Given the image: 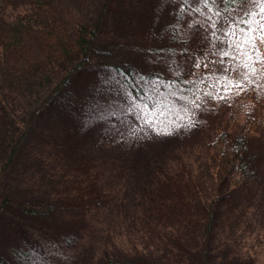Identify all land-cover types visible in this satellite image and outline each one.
<instances>
[{
  "label": "rangeland",
  "instance_id": "obj_1",
  "mask_svg": "<svg viewBox=\"0 0 264 264\" xmlns=\"http://www.w3.org/2000/svg\"><path fill=\"white\" fill-rule=\"evenodd\" d=\"M157 4L158 0H53L41 10L42 15L57 19L71 33L74 23L93 27L101 17L94 63H129L166 75L176 73L189 79L193 88L185 93L164 92L159 103L151 104L147 99L138 102L130 95L131 102L147 105L142 109L144 114L163 121L155 126L170 129L169 134L157 135L137 119V112H124L127 101L108 71L84 69L59 95L52 109L35 122L12 176L3 185V193L14 201L48 205L52 211L45 219L15 207L0 211V246L4 251L20 242L34 250L36 260L19 259L17 264H41L38 255L46 264H95L104 249L124 257L139 256L145 254L142 248L153 243L151 236L155 237L161 227L180 233L177 238L181 239V246L171 242L179 262L172 263L199 264L194 250V242L201 234L199 224L193 231L192 223L184 227L191 217L182 207V194L173 193L170 187L162 189L160 185L166 182L161 174L182 166L188 188L193 189L195 184L201 203L208 204L215 167L211 148L219 132L237 135L248 116L257 118L264 108V60H253L257 71L248 72V79H243L240 61L219 54L230 51L222 43L224 36L216 40L209 35L201 43V30L191 33L190 39L181 38L189 21L197 28L204 24L200 13H186L180 32L174 35L164 27L174 20L169 14L173 5L161 11ZM26 5H30L28 0H19L0 9V32ZM170 34V45L182 48V53L177 50L174 54L166 44ZM38 40L36 37L34 44ZM259 46L264 56V43ZM197 63L213 69L206 85L211 95L200 92L198 83L193 82V78L202 82L198 80ZM232 65L237 66L235 70ZM233 80L243 83L232 84ZM226 85L232 90L224 91ZM6 95L16 113H29L31 107L19 91L7 90ZM106 101L119 105L117 115L86 124L92 110L89 105H104ZM193 102L200 107H194ZM186 114L192 120L191 126H187L188 119H183ZM175 124L181 126L175 128ZM5 127L6 121L1 118L0 132ZM253 128L245 181L238 188L229 181L219 187L211 242L216 248L228 240L236 254L252 264H261L264 129ZM175 177L171 175L172 180ZM167 238L172 240L169 235ZM146 259L145 256L141 264H165Z\"/></svg>",
  "mask_w": 264,
  "mask_h": 264
},
{
  "label": "trees",
  "instance_id": "obj_2",
  "mask_svg": "<svg viewBox=\"0 0 264 264\" xmlns=\"http://www.w3.org/2000/svg\"><path fill=\"white\" fill-rule=\"evenodd\" d=\"M18 1L0 0V9ZM28 1L30 5L17 11L15 17L0 32V125L1 118L6 121L5 130L0 132V211L7 207H15L23 213L45 219L52 213L50 206L16 202L8 194L3 193V185L12 176L17 159L33 133L35 122L40 115L52 109L59 95L72 85L84 69L95 67L108 71L109 76L112 75L115 81L125 86L134 100L141 102L147 99L150 104L159 103L168 91L185 93L193 87L189 79L176 73L166 75L163 71L143 70L129 63L102 61L94 63L92 56L98 43L101 17L93 27L74 23V32L71 33L57 19L41 14V10L53 0ZM36 37L39 42L34 44ZM171 39L172 34L168 36L166 44L170 45ZM177 50L182 53L180 47L171 49L174 54ZM212 71L210 65L207 67L204 64L200 65L198 80L202 82L193 78V82L198 83L196 87L200 92L206 91L209 94L206 85L209 83ZM13 89L26 97L31 107L26 115H19L11 108L6 91ZM253 126L264 129V108H261L257 118L248 116L242 131L237 132V135L230 136L227 131L218 133L217 141L211 148L215 167L210 189L212 195L208 204L201 203L200 192L195 184L193 189L188 188L187 177L185 178L187 175L181 172L182 166L178 165L170 172L161 174L166 182L160 185L162 189L170 187L173 193L182 194V207L191 217L184 227L187 228L192 223L193 231L194 226L197 227L199 224L197 228L201 234L194 242L199 264H211L213 260L214 264H252L250 260H245L244 256L236 254L228 240L222 241L213 248L211 229L220 198L218 192L220 185L229 181L233 188H238L245 181L247 152L251 146ZM171 175L176 176L175 180L171 179ZM158 233V236L157 234L155 237H153L155 234L151 236L153 243L147 249L142 248L145 254L124 257L119 252L104 249L94 263L141 264L145 256L150 263L153 260L163 261L165 264L179 262V259L175 258V249L171 246V242L180 245L181 239L177 238L180 233L168 227L167 229L161 227ZM168 235L172 240L167 238ZM33 251L27 245H22V242L9 247L7 251L0 246V264H17L19 259L24 262L36 260L33 258ZM214 253L217 255L214 256ZM172 260L175 261L172 263ZM261 264H264V258Z\"/></svg>",
  "mask_w": 264,
  "mask_h": 264
},
{
  "label": "snow or ice",
  "instance_id": "obj_3",
  "mask_svg": "<svg viewBox=\"0 0 264 264\" xmlns=\"http://www.w3.org/2000/svg\"><path fill=\"white\" fill-rule=\"evenodd\" d=\"M172 4L173 7L169 9V14L174 17L171 23L165 24L172 34L180 32L182 22L185 19L186 13L197 12L204 17V24L195 27L191 21L187 25L185 32L181 33L182 39H190L191 33L201 31V43L207 41L210 35L213 39L219 40L222 35L225 39L222 41L230 51H221V56H231L240 61L239 67L244 70L243 79H248V72H256V66L252 63L253 60H264L261 56L260 43H264V0H158V8L163 11ZM207 10V15H205ZM159 15L156 19L159 20ZM199 22L197 21V24ZM219 34V35H218ZM259 42V43H258ZM152 50L149 49V52ZM162 51H170L164 49ZM237 52L239 55H237ZM198 59V58H197ZM199 67L200 64L195 65ZM207 67V65H204ZM236 65H232V70L236 69ZM228 69L225 68V72ZM119 87L122 96L127 101V107L124 109L126 113L137 112V119L141 120L144 125L155 132L157 135L169 134V128H160L155 126L157 123L163 124V121H158L155 115H146L142 112L147 105L131 102L130 93L123 84L115 81ZM232 84H242L243 80H233ZM224 91H231V87L225 86ZM208 95H211L210 93ZM194 107H200L199 104L193 102ZM86 120V124H91L94 121H104L107 117L116 116L119 110V105L113 101L111 103L105 102L104 105H96L93 107ZM183 119H188V125H192V120L186 114ZM181 125L175 124L173 127L179 128ZM144 132V128L140 129ZM135 135V133H132ZM147 137V132H144ZM121 138H123L121 136ZM37 260L41 264H46L43 257L37 256Z\"/></svg>",
  "mask_w": 264,
  "mask_h": 264
}]
</instances>
